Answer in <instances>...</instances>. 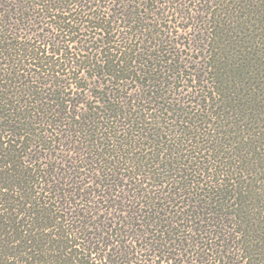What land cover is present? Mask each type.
Here are the masks:
<instances>
[{"label": "trees", "instance_id": "16d2710c", "mask_svg": "<svg viewBox=\"0 0 264 264\" xmlns=\"http://www.w3.org/2000/svg\"><path fill=\"white\" fill-rule=\"evenodd\" d=\"M0 264H264V0H0Z\"/></svg>", "mask_w": 264, "mask_h": 264}]
</instances>
